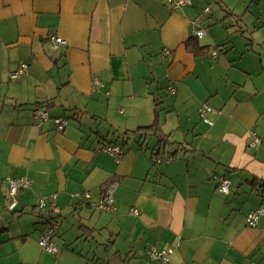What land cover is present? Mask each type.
I'll return each instance as SVG.
<instances>
[{"label":"crops","instance_id":"crops-1","mask_svg":"<svg viewBox=\"0 0 264 264\" xmlns=\"http://www.w3.org/2000/svg\"><path fill=\"white\" fill-rule=\"evenodd\" d=\"M192 1L0 0V264H159L151 246L174 248L170 264H264V217L246 225L264 207V0ZM191 38L208 53L189 51ZM39 107L50 120H36ZM10 178L33 182L16 211ZM114 180L112 213L72 197L98 202ZM52 194L64 212L56 254L38 244V201Z\"/></svg>","mask_w":264,"mask_h":264},{"label":"built area","instance_id":"built-area-1","mask_svg":"<svg viewBox=\"0 0 264 264\" xmlns=\"http://www.w3.org/2000/svg\"><path fill=\"white\" fill-rule=\"evenodd\" d=\"M169 6L172 9L179 10L183 7L191 6L193 4L192 0H167ZM205 13L211 14V8L207 7L204 10ZM193 25L195 29L193 31L194 37L197 39H202L205 36V30L201 28V19L195 18L193 20ZM52 48L56 49L59 46L66 44V40L61 37L51 36L49 39ZM212 55L216 57L218 55L217 49L214 48L212 51ZM28 69L27 64H22L20 68L12 74L11 78L13 80L19 79L22 77ZM95 85L100 86L101 82L99 79L95 80ZM213 108L209 104H204L199 109V116L201 117L202 121L208 124L209 126L214 125V120L211 118V114L213 113ZM34 116L37 121L46 122L49 120V115L47 109L44 107H39L35 109ZM55 123L59 130H63L67 124L66 118H56ZM252 138L248 143L249 148L258 150L262 144V138L256 132H252ZM103 152L108 153L116 157L119 161L120 158L124 154V150L119 145H105L102 149ZM152 160L156 163L162 161V158L157 156L156 154L152 157ZM8 183V195L10 202L8 204V209L10 211H16L19 204H20V193L28 189L32 186V180L28 178H10L7 180ZM233 186V182L231 179L227 177H222L220 179V183L218 185V191L222 195H229L231 192V188ZM119 187V182L114 180L111 185L107 188L104 194L101 196L100 200L93 201L91 195L89 193L83 194H76L72 195L73 198H77L83 204L90 206L92 209L102 212V213H112L116 210V198L115 192ZM38 209L42 212H47L48 217L46 218L45 226L42 229L40 234V238L38 244L40 248L49 254H56L58 253V248L55 242L56 237L58 236L59 232L61 231L62 224L64 221V212L58 206L57 202V194H52L47 197H41L38 201ZM133 213L138 215L139 212L134 210ZM264 217V207L257 209L256 211L249 214L246 218V225L250 228L257 227L260 219ZM174 248H163L159 249L156 246H151L149 248L148 254L152 261H156L159 264H170L171 263V256L174 253Z\"/></svg>","mask_w":264,"mask_h":264},{"label":"trees","instance_id":"trees-1","mask_svg":"<svg viewBox=\"0 0 264 264\" xmlns=\"http://www.w3.org/2000/svg\"><path fill=\"white\" fill-rule=\"evenodd\" d=\"M187 49L193 53H195L197 56L200 55V54H207L208 53V48L207 47H204V48H200L199 45H198V42L194 39V38H191L187 43ZM217 49V52H218V55L219 56L221 53H224L225 51H223V47L221 46H217L216 47ZM158 119H156V121L154 122V124L150 127V128H153L155 127L156 125L158 126ZM147 130V129H146Z\"/></svg>","mask_w":264,"mask_h":264},{"label":"rangeland","instance_id":"rangeland-1","mask_svg":"<svg viewBox=\"0 0 264 264\" xmlns=\"http://www.w3.org/2000/svg\"><path fill=\"white\" fill-rule=\"evenodd\" d=\"M220 34H222V36L219 38L220 40H218V41H220L219 43H222L223 41H225L226 40V37H227V33L224 31V29L221 27V29H220ZM195 38V37H194ZM197 39V38H196ZM47 112H48V110H47ZM48 115H49V113H48ZM56 119V118H55ZM55 119H54V122H55ZM67 119V118H66ZM49 120H50V116H49ZM56 124V123H55ZM68 126V119H67V124H66V126H65V128L63 129V130H59L58 128H57V125H56V128H57V130L59 131V132H62V131H64L65 129H66V127ZM122 158V157H121ZM120 158V159H121Z\"/></svg>","mask_w":264,"mask_h":264}]
</instances>
